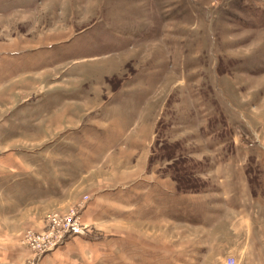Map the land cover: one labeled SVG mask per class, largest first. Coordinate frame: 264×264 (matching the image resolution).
I'll list each match as a JSON object with an SVG mask.
<instances>
[{
  "label": "rangeland",
  "instance_id": "obj_1",
  "mask_svg": "<svg viewBox=\"0 0 264 264\" xmlns=\"http://www.w3.org/2000/svg\"><path fill=\"white\" fill-rule=\"evenodd\" d=\"M263 174L264 0H0V246L237 264Z\"/></svg>",
  "mask_w": 264,
  "mask_h": 264
},
{
  "label": "crops",
  "instance_id": "obj_2",
  "mask_svg": "<svg viewBox=\"0 0 264 264\" xmlns=\"http://www.w3.org/2000/svg\"><path fill=\"white\" fill-rule=\"evenodd\" d=\"M238 153L245 154L247 157L251 155V153L247 151H237L236 154ZM256 160L257 159L254 158L252 164L255 163ZM240 175H242L241 182L244 183L245 178L243 172H240ZM14 179L15 178L11 177V180ZM254 189L256 192L252 198L253 203H245L244 208H240L242 206L241 201L238 202V200H235L233 197L224 198V201L228 203L231 207L230 210H232L230 223L233 233L230 238V247L225 250H220V252L232 255L237 260V264H264V182L260 181L258 186L256 185ZM260 190H263V192H258ZM160 198H162L164 214L168 217L172 216V211L174 212V209H172L169 203L170 196H161ZM254 201L257 204H255ZM187 221L190 223L196 222L197 218L189 217ZM76 235L78 234L67 237L75 236L74 238H77ZM74 238H70L69 240L66 239L67 241L61 248L47 253L34 254L30 249L28 250L23 246H16V243H10L12 238L7 237V240L4 241V245L0 246V264H109L107 260H109L108 258H110V256L106 254L110 251L106 249V246L104 248L100 247L98 249L99 252H97L98 255L96 256V254H94L91 259L86 261L81 251L77 249L71 250L72 248L70 247L72 246L69 245L70 243H74ZM196 251L202 253L204 249H202V247H197ZM59 252L61 253L59 254ZM99 258L100 260L98 261ZM167 264H171L170 261H167Z\"/></svg>",
  "mask_w": 264,
  "mask_h": 264
},
{
  "label": "built area",
  "instance_id": "obj_3",
  "mask_svg": "<svg viewBox=\"0 0 264 264\" xmlns=\"http://www.w3.org/2000/svg\"><path fill=\"white\" fill-rule=\"evenodd\" d=\"M55 223V222H54ZM72 229H73V231H74V233H76L77 231H78V229H76V228H74V227H72ZM52 232L51 231H47V234H44V235H40L41 236V241L42 242H45V239L47 238L48 240L52 237ZM54 240H52V242H53ZM38 246H39V249H42V248H45V247H47V245H46V243L44 244V245H39V244H37Z\"/></svg>",
  "mask_w": 264,
  "mask_h": 264
},
{
  "label": "bare ground",
  "instance_id": "obj_4",
  "mask_svg": "<svg viewBox=\"0 0 264 264\" xmlns=\"http://www.w3.org/2000/svg\"><path fill=\"white\" fill-rule=\"evenodd\" d=\"M46 252V251H45Z\"/></svg>",
  "mask_w": 264,
  "mask_h": 264
}]
</instances>
